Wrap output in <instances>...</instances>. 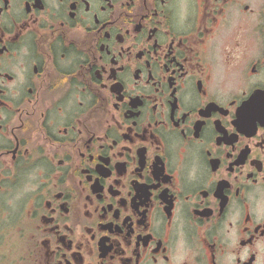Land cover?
Here are the masks:
<instances>
[{"label": "flooded vegetation", "instance_id": "1", "mask_svg": "<svg viewBox=\"0 0 264 264\" xmlns=\"http://www.w3.org/2000/svg\"><path fill=\"white\" fill-rule=\"evenodd\" d=\"M0 264H264V0H0Z\"/></svg>", "mask_w": 264, "mask_h": 264}]
</instances>
